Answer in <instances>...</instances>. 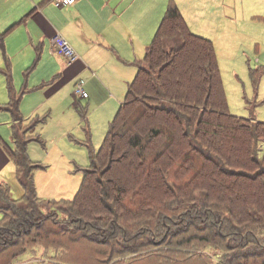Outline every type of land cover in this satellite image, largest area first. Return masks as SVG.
<instances>
[{
	"label": "trees",
	"instance_id": "obj_1",
	"mask_svg": "<svg viewBox=\"0 0 264 264\" xmlns=\"http://www.w3.org/2000/svg\"><path fill=\"white\" fill-rule=\"evenodd\" d=\"M135 66L97 150L79 111L90 164L73 199L39 197L35 173L47 167L31 159L28 145L40 138L28 132L42 120L24 125L20 98L4 107L15 120L14 147L4 152L24 194L15 199L0 182V264L38 248L49 261L32 264H201L210 247L230 257L225 264H264V121L231 113L214 43L194 34L171 0ZM250 75L258 86L261 74ZM83 241L96 248L77 258Z\"/></svg>",
	"mask_w": 264,
	"mask_h": 264
},
{
	"label": "rangeland",
	"instance_id": "obj_2",
	"mask_svg": "<svg viewBox=\"0 0 264 264\" xmlns=\"http://www.w3.org/2000/svg\"><path fill=\"white\" fill-rule=\"evenodd\" d=\"M175 2L179 5L176 0ZM181 5L183 11H185L184 13L191 16L186 19L190 29L209 38L215 45L231 113L247 118L254 115L259 120L264 121V43H254L252 45L249 43L247 45V41L236 34L233 35L232 42L229 43L225 31L221 30L222 26L217 27L219 23L217 21L213 24L210 13L207 9H204L201 3L195 0H186L185 3L184 1L181 2ZM198 11L204 12L205 16L200 17ZM257 38L258 41L262 39L264 42V34L257 36ZM121 53L125 57V65H123L122 71L118 74L110 71L111 75L104 79L113 96L111 97L110 92L102 85L89 80L86 91L92 97L89 100H79L82 107L88 106V128L91 134V144L95 149H99L102 145L110 122L114 119L120 103L125 101L127 83L131 82L137 73L135 62L144 56L145 51L141 52L138 48L122 47ZM58 63L61 65L58 57L51 56V70L48 63H44L43 66L34 69H32V66L30 67L32 70L26 72L27 68H23L21 66L22 62L19 61L15 72L16 77L11 66L10 69L14 80L16 78L19 83L25 84L26 79L30 80L32 77L35 78L34 83L40 85L56 75ZM251 70L261 74L258 86L254 85L253 78L250 75ZM120 78L122 79L119 80ZM83 79L88 81V76H83ZM62 82L65 85L51 99H48L47 89L37 90L35 93L31 92L30 95L27 94L28 99L34 101V106H39L33 116L44 121L35 126V133L40 140H34L28 145L31 159L40 161L39 164L47 167L46 170H39L35 173L36 186H38L37 192L43 200L73 199L83 181L84 175L80 169H86L90 164L89 151L85 146H81L84 142H87L86 132L84 131L86 123L81 121L82 118L74 106V83L69 81L66 75L59 74L56 77L55 86L58 83L62 84ZM7 118L10 120V115L0 111V150L3 151V154H5V145L12 148L14 144L11 123L10 121L7 122ZM260 154L261 156L264 155V144L261 147ZM7 158L6 161L0 159V181L11 188V194L15 199H20L24 191L16 179L13 163ZM54 211H58V206L49 207L47 214L50 213L52 216ZM1 217L0 214V219ZM60 217H63V215H60ZM95 248L96 245L83 241L76 246L74 252H76L77 258H86L90 254V250ZM99 248L102 247L99 246ZM206 249L208 250L206 254L210 258L201 259V264H217L220 258L225 256V253L219 248L210 247ZM152 251L158 252L157 249H152ZM103 252L104 249L100 253ZM44 254V248H38L35 257L31 255L27 258L22 257L17 264L48 262L49 260L47 257L45 260ZM104 255L100 258L105 259L103 258ZM98 258L99 256L96 260ZM223 259V264H225L226 260H230V257L227 256ZM125 261V258L117 259L115 257L108 264H122ZM177 263L180 264L181 262ZM145 264H152V262L148 261ZM153 264H160V262H154Z\"/></svg>",
	"mask_w": 264,
	"mask_h": 264
},
{
	"label": "crops",
	"instance_id": "obj_3",
	"mask_svg": "<svg viewBox=\"0 0 264 264\" xmlns=\"http://www.w3.org/2000/svg\"><path fill=\"white\" fill-rule=\"evenodd\" d=\"M170 1L77 0L73 6L57 8L52 0H0V38L9 30L0 45V111L10 115V120L7 118V122L11 123V130L15 124L13 112L5 110L4 107L9 105L13 98H20L19 112L23 124L28 125L36 118L33 115L39 107L34 106V101L28 99L29 93L47 89L48 99L56 96L65 85L62 82L55 86L59 74H64L69 81H73L74 87L78 82L83 81L86 89L89 80L96 81L108 90L112 97L110 87L104 79L111 75L110 71L114 74L122 71L125 57L121 53V48H138L146 53ZM176 1L185 20L189 19L190 14L184 13L181 7V2L185 3L186 0ZM195 1L207 9L213 24L219 22L217 27L222 26L221 30L225 31L229 43L232 42L234 34L247 41V45L264 43L262 39L258 41L257 38L264 34V0ZM198 12L200 17L205 16L204 12ZM57 35L66 39L77 52L79 60L76 63L68 66L67 61L54 52L53 38ZM51 56L58 57L61 61L52 79L50 77L47 82L44 81V84L40 85L34 83L35 78L32 77L30 80L26 79L25 84L19 83L16 78L14 80L10 66L15 77L19 61L22 62L23 68H27L26 72L43 66L44 63H48L51 70ZM8 68L12 76V87L5 73ZM83 76H88V81L83 79ZM131 82L127 83V90ZM75 97L74 106L77 112L81 111L86 115L88 121V106L82 107L79 100H89L92 95L88 98L76 95ZM28 136L38 137L35 128L28 132ZM5 154L0 150L1 160L8 157Z\"/></svg>",
	"mask_w": 264,
	"mask_h": 264
},
{
	"label": "built area",
	"instance_id": "obj_4",
	"mask_svg": "<svg viewBox=\"0 0 264 264\" xmlns=\"http://www.w3.org/2000/svg\"><path fill=\"white\" fill-rule=\"evenodd\" d=\"M77 0H52V3L57 8H64L73 6ZM54 52L65 59L68 64H74L79 60V56L70 43L63 37L57 35L53 38ZM75 95L82 98H88L89 95L85 89V83L83 81L78 82L75 86Z\"/></svg>",
	"mask_w": 264,
	"mask_h": 264
}]
</instances>
